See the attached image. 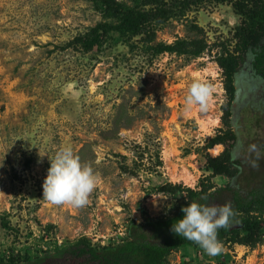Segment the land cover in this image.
Returning <instances> with one entry per match:
<instances>
[{"label":"rangeland","instance_id":"374dc122","mask_svg":"<svg viewBox=\"0 0 264 264\" xmlns=\"http://www.w3.org/2000/svg\"><path fill=\"white\" fill-rule=\"evenodd\" d=\"M119 1L142 7L147 0ZM101 21L91 0H0L2 257H50L82 237L101 246L124 243L144 213H176L178 200L159 192L169 183L200 191L210 178L217 189L234 183L244 195L264 188V76L251 53L235 78L236 116L225 118L229 96L217 59L234 52L243 24L232 4L203 3L157 24L150 46L142 36L114 33L99 50L68 47ZM179 39H205L209 48L198 58L151 50ZM196 81L211 84L213 95L205 111H186ZM229 130L237 134L235 181L207 169L208 157L225 151L222 145L215 156L209 142ZM65 147L99 177L84 207L43 199L51 160ZM168 264H264V236L255 249L222 244L216 256L185 247Z\"/></svg>","mask_w":264,"mask_h":264},{"label":"trees","instance_id":"16d2710c","mask_svg":"<svg viewBox=\"0 0 264 264\" xmlns=\"http://www.w3.org/2000/svg\"><path fill=\"white\" fill-rule=\"evenodd\" d=\"M100 13L102 21L85 35L76 37L68 47L79 48L88 53L102 49L112 34L122 36H142L149 45L155 41L157 24L182 16L191 7L207 2L230 3L243 18V24L236 31L238 40L233 53L221 52L217 59L226 77V91L229 102L225 105V118L233 117V103L237 88L235 78L240 72L248 54L254 55L253 68L264 76V0H147L142 7H130L119 0H91ZM148 7V9H147ZM194 29L200 33L198 25ZM209 48L205 39L183 40L174 44H158L151 47L155 54L176 53L190 58L201 57ZM226 47L224 48V50ZM237 134L233 130L219 135L209 142L208 148L224 145L225 151L218 157H208L207 169L213 177L227 176L233 181L240 174V163L236 160L233 148ZM126 174L128 167L121 168ZM233 184L217 189L206 180L200 183V191L177 184H166L160 193L169 194L178 200L176 213L167 218H152L143 214L144 222H133L128 227L129 239L120 244L106 246L93 244L87 237L65 247L50 257L32 260L28 255L0 256V264H168L169 257L185 247H199L194 242L178 237L171 232V226L183 218L182 207L192 202L207 205L230 203L235 211L232 227L220 229L218 239L221 244L241 245L255 249L264 236V188H253L244 195Z\"/></svg>","mask_w":264,"mask_h":264},{"label":"clouds","instance_id":"9594fccd","mask_svg":"<svg viewBox=\"0 0 264 264\" xmlns=\"http://www.w3.org/2000/svg\"><path fill=\"white\" fill-rule=\"evenodd\" d=\"M213 95L211 84L196 81L188 89L185 110L195 105L205 111ZM99 182L98 175L90 165L82 164L70 147L58 151L51 160L50 168L43 182V199L53 205L84 207L90 194ZM183 218L171 226V232L178 237L194 242L209 256L222 251L218 239L220 229L232 227L235 211L230 203L207 205L192 202L181 208Z\"/></svg>","mask_w":264,"mask_h":264},{"label":"bare ground","instance_id":"6f19581e","mask_svg":"<svg viewBox=\"0 0 264 264\" xmlns=\"http://www.w3.org/2000/svg\"><path fill=\"white\" fill-rule=\"evenodd\" d=\"M213 154L216 156V155H218V153L220 152V147H215V148H213Z\"/></svg>","mask_w":264,"mask_h":264},{"label":"crops","instance_id":"0c3cea01","mask_svg":"<svg viewBox=\"0 0 264 264\" xmlns=\"http://www.w3.org/2000/svg\"><path fill=\"white\" fill-rule=\"evenodd\" d=\"M215 147H220V152L218 153V155H220L221 152H222V150H223V146H222V145H217V146H215ZM215 147H214V148H215ZM218 155H216V156H218Z\"/></svg>","mask_w":264,"mask_h":264},{"label":"flooded vegetation","instance_id":"af4514ba","mask_svg":"<svg viewBox=\"0 0 264 264\" xmlns=\"http://www.w3.org/2000/svg\"><path fill=\"white\" fill-rule=\"evenodd\" d=\"M236 99H237V97H236ZM263 102H264V100H263ZM233 112H234V114H233V117H234V116H236V115H235L236 113H235V111H233Z\"/></svg>","mask_w":264,"mask_h":264},{"label":"water","instance_id":"95a60500","mask_svg":"<svg viewBox=\"0 0 264 264\" xmlns=\"http://www.w3.org/2000/svg\"><path fill=\"white\" fill-rule=\"evenodd\" d=\"M236 107V104L233 105V111H234V108Z\"/></svg>","mask_w":264,"mask_h":264}]
</instances>
